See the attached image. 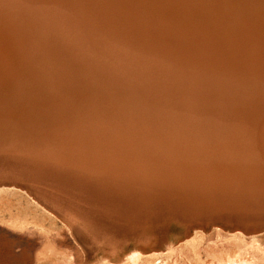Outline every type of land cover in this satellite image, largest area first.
Returning <instances> with one entry per match:
<instances>
[{
	"label": "rangeland",
	"instance_id": "rangeland-1",
	"mask_svg": "<svg viewBox=\"0 0 264 264\" xmlns=\"http://www.w3.org/2000/svg\"><path fill=\"white\" fill-rule=\"evenodd\" d=\"M9 17L14 18L16 27L26 36L21 42V54L25 53V42L32 50L30 55H24L29 59L23 63L28 68L21 69L20 74L32 81L28 85L33 84V89L45 90L36 94L22 87L18 93L14 77L6 75L13 87L9 84L2 87L0 94L10 97L7 102L0 100V109L10 107L8 102L12 106L19 99L15 96L24 95L21 93L32 95L37 101L48 99L51 102L47 105L58 116L74 119L64 123L69 124V130H75L69 128L71 121L89 118L66 102L64 89L51 83L38 65L45 58L56 64L59 55L55 50L57 47L62 50L67 42L46 21L49 19L42 20L31 8L13 0H0V18ZM163 33L158 32L159 40H166L165 36L172 32L165 29ZM176 34L171 37L181 39L182 35ZM159 43L161 54L155 62L158 78L153 79L158 83L152 89V75L144 74L148 82L142 84L146 93L143 99L136 89L128 88L127 81L116 86L80 70L87 60L84 64L88 72H95L90 57L82 58L67 49L73 58L69 60L70 66L62 67L71 87L83 82L94 92L82 96L81 101L114 107L117 121L125 122L112 138L104 136L110 132L99 130L103 125L99 122L83 128L84 132L77 133V137L80 146L91 150L96 160L103 153L116 166L127 165L126 174L99 172L38 153L6 152L1 149L13 146L16 138L25 142L36 140L32 133L19 137L18 132L14 135L13 125L0 124V223L24 232L33 240L30 246L32 243L35 246L36 264H264L263 153L256 150L254 135L248 137L244 131L211 147L199 145L201 140H188L184 133H176L185 127L178 124L183 122L179 115L186 116L195 127L208 129V133L211 129L221 132L235 127V123L221 120L222 107L207 104L208 98L221 94L207 95L203 86L199 87L201 79L197 77H201L202 71L198 59L189 53H174L161 40ZM183 44L185 48L194 42L191 38ZM112 68L108 65L110 72ZM169 91L188 96L173 99ZM246 93L240 92L241 99L237 101L227 99L226 108L245 98ZM150 97L160 98L151 103L158 106L149 105L155 110L145 106ZM57 98L64 101L55 102ZM196 99L202 102L194 103ZM197 109L201 110L200 116ZM136 111L150 115L151 121L136 115ZM211 137L207 135L202 143L209 142ZM64 139L73 138L65 136L59 142L63 144ZM80 146L77 147L81 149ZM77 147L68 153L74 154ZM219 171L232 177L219 184L209 176ZM208 179L210 183L204 182ZM136 252L139 255L130 257Z\"/></svg>",
	"mask_w": 264,
	"mask_h": 264
},
{
	"label": "bare ground",
	"instance_id": "bare-ground-1",
	"mask_svg": "<svg viewBox=\"0 0 264 264\" xmlns=\"http://www.w3.org/2000/svg\"><path fill=\"white\" fill-rule=\"evenodd\" d=\"M13 1L18 5L31 8L40 15L42 20L49 19L46 21H50L52 28L57 30L63 36L62 39L67 42L68 45L61 46L62 50L58 47L55 50V53L59 55L56 64L54 62L52 64L51 60L45 58L40 59L38 65L51 83L64 89V94L68 96L66 102L72 107L79 108L80 113H84V118L89 119L71 121L69 128L75 130H69L67 126L69 124L64 121L71 118L67 116L68 120H66L58 116L57 112L53 111V107L47 105V102H51L50 100L41 98L37 101L32 98V95L21 93L24 95L15 96L19 99L14 100L12 106L11 102H8L10 107L0 109V111L7 110L0 113L3 118L0 124L13 125L14 135L18 132L16 136L19 137L23 133H32L36 141L27 142L26 140L25 142V140L19 141L16 138L12 143L13 146H9L7 151L21 150L38 153L52 160L74 162V164L99 172L126 174L127 165L116 166L110 160L109 155L103 153L96 160L91 150L87 151L83 145L80 146L81 142L77 137V133L84 132L83 128L99 122L103 124L99 130L110 132V134L104 133V136L112 138L116 129H119L125 122L117 121L118 118L112 111L114 107H108L102 102L100 103L103 105L94 106L88 105L90 103L88 101H81L82 96L94 95V92L83 82H76V86L71 87L63 76L62 67L63 65L70 66L69 60L73 58L68 50L82 58H93L94 60L89 58V61L95 65L94 73L90 71V68L88 72V66L84 64L87 60L83 61L80 70L88 74L92 73L91 78L93 76L94 79H102L116 86L127 81L128 88L136 89L143 99L146 93H144L142 84L148 82L147 77L144 79V74L152 75V84H150L152 89L158 83V80L156 83L153 79L158 78L155 75L158 63L155 62L159 61L158 56L161 54L157 48L160 46L157 43L161 40V44L173 50L174 53H189L198 59V67L202 71L201 77H197L201 79L199 87L203 86L207 95L221 94L216 98H208L207 104L216 108L222 107L221 120L229 121L230 119L235 123V127L226 128L221 132L218 129H211L208 133V129L195 127L190 119L179 115V120L183 122L178 124L185 125V127L179 128L181 130L177 129L176 133H184L188 140H201L199 145L204 144L211 147L220 145L228 136L244 131L248 137L254 135L257 142L256 150L263 153L262 159L264 160V2L261 0ZM17 23H20L19 18H17ZM15 24L13 17L0 18V92L2 87L8 84L13 87V84L6 78L7 75L14 77L15 88L20 89L18 93L22 87H25L28 92L32 90L36 94L43 93L45 89H33V84L28 85L32 81L20 74L21 69L28 68L24 67L23 63L29 61L25 56L30 55L32 50L27 48L25 42L26 50L24 54H21V42L26 36L23 37L21 29ZM165 29L171 30L172 33L165 36L166 40H159L158 32L163 33ZM178 32L182 35L181 39L171 37L173 33ZM191 38L194 44L182 47L183 43H187ZM207 45H212V47ZM108 65L113 67V72H110ZM67 69L72 70V68ZM212 81H216V84ZM245 90L247 92L245 98L236 103L229 102L232 105L226 108L227 99L237 101L241 99L240 92ZM147 91L148 94H152L148 89ZM116 93L121 99V94ZM168 95L173 99L188 96L180 91H169ZM189 96L198 98L196 95ZM9 97V95L0 94V100L3 102L9 101ZM114 98L118 99L115 95ZM159 99L150 97L145 106L155 110L149 105L158 106V104L151 103ZM56 101L61 103L64 99L57 98ZM201 102L196 99L194 103L200 104ZM37 103L42 104L38 106ZM135 113L151 121L150 115L145 112L136 111ZM200 114L201 110L197 109V116ZM142 119L144 120L143 117ZM59 123L60 127L57 126ZM207 135H212L209 142L202 143L207 139ZM65 136L73 139L69 141L64 139L63 144L60 143L61 138ZM30 141L31 144H29ZM22 142L25 143L19 146ZM73 147H77L76 152L69 154V149ZM136 254L137 252L131 254L130 257L133 258Z\"/></svg>",
	"mask_w": 264,
	"mask_h": 264
},
{
	"label": "crops",
	"instance_id": "crops-1",
	"mask_svg": "<svg viewBox=\"0 0 264 264\" xmlns=\"http://www.w3.org/2000/svg\"><path fill=\"white\" fill-rule=\"evenodd\" d=\"M32 241L24 232L0 223V264H36V249L33 243L30 246Z\"/></svg>",
	"mask_w": 264,
	"mask_h": 264
},
{
	"label": "water",
	"instance_id": "water-1",
	"mask_svg": "<svg viewBox=\"0 0 264 264\" xmlns=\"http://www.w3.org/2000/svg\"><path fill=\"white\" fill-rule=\"evenodd\" d=\"M227 175V176H226ZM209 176H213L214 178H212L213 180H215V181H219V184H221L220 182L221 181H223L224 179H227V178H230V177H232V176H228V174L227 173H223V171H219L218 173L217 172H215V173H211V175L209 174ZM198 178H199V176H198ZM204 182H208V183H210V179H208V180H206V181H204ZM211 183H212V180H211ZM224 182H222V184H223Z\"/></svg>",
	"mask_w": 264,
	"mask_h": 264
}]
</instances>
